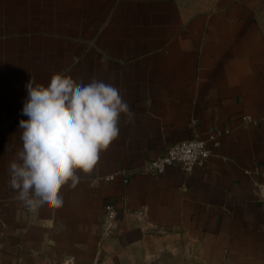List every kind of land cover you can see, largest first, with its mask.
Here are the masks:
<instances>
[{"label":"crops","instance_id":"obj_1","mask_svg":"<svg viewBox=\"0 0 264 264\" xmlns=\"http://www.w3.org/2000/svg\"><path fill=\"white\" fill-rule=\"evenodd\" d=\"M54 73L112 84L131 116L61 208L32 211L9 164L26 84ZM214 130L193 175L135 171ZM0 264H264V0H0Z\"/></svg>","mask_w":264,"mask_h":264},{"label":"clouds","instance_id":"obj_2","mask_svg":"<svg viewBox=\"0 0 264 264\" xmlns=\"http://www.w3.org/2000/svg\"><path fill=\"white\" fill-rule=\"evenodd\" d=\"M19 122L22 147L9 164L10 186L30 210L59 209L65 186L91 175L100 154L119 136L121 115L131 116L118 88L102 80L77 82L54 73L44 84L30 80Z\"/></svg>","mask_w":264,"mask_h":264},{"label":"built area","instance_id":"obj_3","mask_svg":"<svg viewBox=\"0 0 264 264\" xmlns=\"http://www.w3.org/2000/svg\"><path fill=\"white\" fill-rule=\"evenodd\" d=\"M244 120H251L250 116H244ZM223 132L214 130L209 134L207 140L186 139L168 146L164 153L145 163V165L136 172L143 174H152L161 176L166 169L171 166H178L184 172L191 176L196 171L205 168L207 162L217 154L221 142L220 138ZM129 173V172H126ZM137 214L143 216L144 212L138 210ZM117 223V208L114 205H108L104 213V228L106 233H112Z\"/></svg>","mask_w":264,"mask_h":264}]
</instances>
